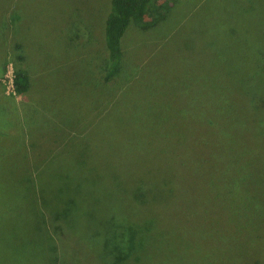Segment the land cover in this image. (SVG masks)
I'll return each mask as SVG.
<instances>
[{
    "label": "rangeland",
    "instance_id": "1",
    "mask_svg": "<svg viewBox=\"0 0 264 264\" xmlns=\"http://www.w3.org/2000/svg\"><path fill=\"white\" fill-rule=\"evenodd\" d=\"M108 5L0 0V264H264V0H169L103 84Z\"/></svg>",
    "mask_w": 264,
    "mask_h": 264
},
{
    "label": "trees",
    "instance_id": "2",
    "mask_svg": "<svg viewBox=\"0 0 264 264\" xmlns=\"http://www.w3.org/2000/svg\"><path fill=\"white\" fill-rule=\"evenodd\" d=\"M167 3L169 4V0H109L108 10L103 18L102 28L103 44L106 55L101 68V79L99 78L101 83L106 84V81L115 77V75L120 72L122 63L121 38L128 25L132 22L143 29L154 26L163 18ZM256 63V69L264 75V50L261 51ZM237 68L240 69L241 67ZM260 84L264 85V81L261 79ZM28 86L29 79L27 75L20 70H14L11 78L12 91L15 94L24 95ZM252 100L253 110L264 109V98L257 96ZM138 193L140 192L138 191ZM120 195L123 197V201L126 205L130 203L131 198H127L123 194ZM133 198L135 202L140 203L141 198L139 196L134 197L133 195ZM75 200L76 197L75 199H67L66 204L73 205ZM45 201V199L42 200L43 203ZM129 230L130 226L127 218L124 216L117 218V225L113 230L114 239L111 250L113 253L109 252V254L112 255V258L114 254V263H118L117 260L123 258L124 253L130 246ZM46 232L48 236L47 229ZM31 238L36 241L39 237L31 236ZM117 238L121 241L120 243L116 242ZM120 257L122 258L119 259ZM46 260L45 257L35 256L31 261L27 260V258H23L18 264H48Z\"/></svg>",
    "mask_w": 264,
    "mask_h": 264
}]
</instances>
